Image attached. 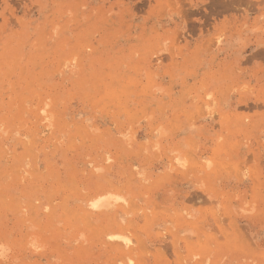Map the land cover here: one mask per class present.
I'll use <instances>...</instances> for the list:
<instances>
[{"label": "rangeland", "instance_id": "rangeland-1", "mask_svg": "<svg viewBox=\"0 0 264 264\" xmlns=\"http://www.w3.org/2000/svg\"><path fill=\"white\" fill-rule=\"evenodd\" d=\"M0 213V264H264V0H0Z\"/></svg>", "mask_w": 264, "mask_h": 264}, {"label": "bare ground", "instance_id": "bare-ground-1", "mask_svg": "<svg viewBox=\"0 0 264 264\" xmlns=\"http://www.w3.org/2000/svg\"><path fill=\"white\" fill-rule=\"evenodd\" d=\"M42 113H43V111H42ZM41 147H42V146H41ZM43 147H44V146H43ZM64 151H65V150H64ZM64 151H63V152H64ZM52 160H53V159H52ZM45 163H46V162H45ZM68 169H69V168H68ZM69 170H70V169H69ZM88 172H89V171H88ZM88 172H87V173H88ZM72 173H73V172H72ZM55 174H57V173L55 172ZM68 174H69V173H68ZM73 174H74V173H73ZM57 175H59V173H58ZM60 175H61V174H60ZM75 175H76V174H75ZM75 175H74V176H75ZM41 176H42V175H41ZM76 176H77V175H76ZM34 177H35V176H34ZM48 177H49V176H48ZM65 177H66V176H65ZM88 177H89V176H88ZM40 178H41V177H40ZM44 178H45V177H44ZM51 178H52V177H50V180H51ZM54 178H55V177H54ZM46 179H49V178H46ZM78 179H79V178H78ZM90 179H91V178H90ZM38 180H39V179H38ZM42 180H43V177H42ZM79 180H80V179H79ZM39 181H41V180H39ZM44 181H45V180H44ZM51 181H54V180H51ZM74 181H75V179H74ZM59 182H60V181H59ZM64 182H65V181H64ZM101 183H102V181H101ZM103 183H104V182H103ZM39 184H40V183H39ZM105 184H106V183H105ZM25 185H26V184H25ZM97 185H98V184H97ZM100 185H101V184H100ZM10 186H11V185H10ZM23 186H24V185H23ZM30 186H31V185H30ZM40 186L42 187V183H41ZM87 186H89V185H87ZM98 186H99V185H98ZM46 187H47V186H46ZM49 187L51 188V186H49ZM54 187H55V186H54ZM91 187H92V186H91ZM93 187H94V186H93ZM100 187H103V186H100ZM24 188H25V186H24ZM38 188H39V187H38ZM21 189H22V188H21ZM43 189H44V188H43ZM51 189H52V188H51ZM102 189H103V188H102ZM105 189H106V188H105ZM40 190H41V189H40ZM94 190H95V189H94ZM18 191H19V190H18ZM18 191H17V192H18ZM20 192H21V190H20ZM22 192H23V191H22ZM22 192H21V193H22ZM41 192H42V191H41ZM43 192H44V190H43ZM57 192H58V191H57ZM63 192H64V191H63ZM53 193H54V192H53ZM98 193H99V192H98ZM33 194H35V193H33ZM31 195H32V192H31ZM96 195H97V194H96ZM101 195H102V194H101ZM25 196H26V195H25ZM68 196H70V195H68ZM21 197H22V196H21ZM28 197H29V199H30V196H29V195H28ZM70 197H71V196H70ZM98 197H100V196H98ZM102 198L105 199V197H102ZM107 198H109V197L106 195V199H107ZM5 199H6V198H5ZM26 199H27V198H26ZM92 199H94V198H92ZM100 199H101V198H100ZM104 199H102V200H104ZM106 199H105V201H106V203H107V200H106ZM20 200H21V198H20ZM20 200H18V201H20ZM27 200H28V199H27ZM110 200H111V199H110ZM59 201H60V200H59ZM12 202H13V201H12ZM96 202H98V201H96ZM99 202H100V201H99ZM101 202H103V201H101ZM101 202H100V203H101ZM13 203H14V202H13ZM13 203H12L11 206H13ZM18 203H19V202H18ZM67 203H68V202H67ZM106 203H105V204H106ZM28 204H29V203H28ZM68 204H69V203H68ZM103 204H104V203H103ZM23 205H24V202H23ZM107 205H108V204H107ZM70 206H71V205H70ZM93 206H94V205H93ZM1 207H2V206H1ZM67 207H68V206H67ZM3 208H4V207H3ZM68 208H69V207H68ZM71 208H72V207H71ZM105 208H106V207H105ZM107 208H109V206H108ZM114 208H115V207H114ZM4 209H5V208H4ZM97 209H98V208H97ZM38 211H39V210H38ZM38 211H37V212H38ZM109 211H110V210H109ZM113 211H114V209H113ZM78 212H79V211H78ZM4 213H5V212H3L2 214H4ZM100 213H101V212H100ZM0 214H1V213H0ZM104 214H105V213H104ZM113 214H114V213H113ZM42 215H43V214H42ZM97 215H98V214H97ZM107 215H109V214H107ZM59 216H60V215H59ZM59 216L56 215V217H59ZM109 216H110V215H109ZM114 216H115V215H114ZM0 217H1V216H0ZM90 217H91V216H90ZM90 217H89V218H90ZM102 217H103V216H102ZM45 218H47V217H45ZM45 218H44V220H45ZM59 218H60V217H59ZM59 218H58V219H59ZM97 218H98V216H97ZM95 219H96V218H95ZM104 219H105V218H104ZM104 219H103V221H104ZM112 219H113V217L111 218V220H112ZM41 220H42V219H41ZM106 220H107V218H106ZM45 221H47V220H45ZM92 221H93V220H92ZM103 221H101V222H103ZM116 221H117V224H118V220H117V219H116ZM119 221H120V220H119ZM165 221H166V220H165ZM41 222H42V221H41ZM47 222H48V221H47ZM111 222H112V221H111ZM42 223H43V222H42ZM52 223H54V221H53ZM73 223H74V222H73ZM73 223H72V224H73ZM112 223H113V222H112ZM119 223H122V222H119ZM101 224H102V223H101ZM110 224H111V223H110ZM122 224H123V223H122ZM122 224H121V225H122ZM97 225H98V224H97ZM107 225H109V223H108ZM111 225H112V224H111ZM95 226H96V224H95ZM102 226H103V224H102ZM109 227H110V226H108V228H109ZM112 227H113V225H112ZM102 228H103V227H102ZM115 229H116V227H115ZM128 229H129V228H128ZM99 230H100V229H99ZM184 230H186V229H184ZM100 231H101V230H100ZM107 231H108V229H107ZM110 231H111V230H110ZM113 231H114V230H113ZM105 232H106V231H105ZM191 232H192V231H191ZM109 233H110V232H109ZM107 234H108V233H107ZM100 235H102V234H100ZM100 235H99V236H100ZM201 235H202V234H201ZM125 238H126V237H125ZM113 239H114V238H113ZM107 240H108V239H107ZM110 240H111V238H110ZM114 240H115V239H114ZM101 241H102V240H101ZM116 241H117V240H116ZM117 242H119V241H117ZM119 243H120V242H119ZM102 244H104V242H103ZM122 246L125 247L124 245H122ZM105 247H106V246H105ZM105 247H104V248H105ZM78 248H79V247H78ZM104 251H105V250H104ZM109 252H111V250H109ZM112 252H113V251H112ZM114 253H115V252H114Z\"/></svg>", "mask_w": 264, "mask_h": 264}]
</instances>
